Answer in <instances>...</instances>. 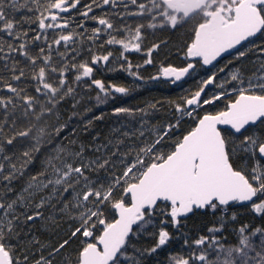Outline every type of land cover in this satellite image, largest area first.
Segmentation results:
<instances>
[{"label":"snow or ice","instance_id":"1","mask_svg":"<svg viewBox=\"0 0 264 264\" xmlns=\"http://www.w3.org/2000/svg\"><path fill=\"white\" fill-rule=\"evenodd\" d=\"M81 3L0 0V264H29V255L24 250L18 253L12 241L19 239L22 226L43 219L42 209L49 206L53 210L49 220L58 211L74 226L69 239L32 264H53L51 257L72 239L80 242L74 264H145L173 239L168 225L178 230L181 219L196 210L220 212V224L210 226L207 235H199L191 243L185 237L184 247L190 254L169 255V264H264V225L251 228L245 223L234 229L233 245L226 246L218 238L230 202L250 205L252 214L264 215V139L245 135L239 144L235 142L248 126L264 123V45H253L259 57L250 74L237 67L218 83L224 72L220 68L200 80L195 91L169 100L174 122L149 128L146 117L157 109V103L135 108L114 104L110 115L118 124L111 129L113 138L92 146L90 157L85 156L83 144L77 149L76 140L55 142L68 122L58 124L53 132L41 123L71 99L74 111L69 121L79 116L87 130L105 114L85 120L92 108L75 111L84 100L83 94L77 98L81 86L84 93L95 91L97 106L141 87L135 83L144 81L140 69L153 63V53L160 47L152 44L144 49L145 29H175L196 21L184 47L185 65H160L149 80L163 78L176 84L190 77L198 64L213 65L222 54L264 33V0H90L82 9ZM21 10L26 15L17 20L15 13ZM95 10L102 15H95ZM76 11L80 23L69 30L76 19L71 13ZM134 19L147 22L125 23ZM89 20L97 25L90 34L85 27ZM102 35L108 39L100 46H119V55L93 52L90 61L77 63L85 39L95 44ZM34 47H38L35 53L31 51ZM250 50L238 51L235 59ZM130 53L146 58L133 65ZM112 61L119 63V69L108 71L126 72L133 78V86L106 84L94 77L98 66L107 67ZM4 73L9 74L7 79ZM71 73L75 75L70 83ZM25 79L28 85L19 87ZM209 87L215 91L205 98ZM221 101L226 102L220 110L198 114L197 110ZM185 118L194 126L174 140L168 152H157ZM137 121L138 127H133ZM220 125L229 126L231 133L222 132ZM146 132L153 136L151 142L146 141ZM45 149L40 171L30 175L17 192L13 182L25 175ZM237 152L252 164L237 167L233 161ZM235 219L233 213L231 220ZM149 227L155 230L148 232ZM142 234L154 242L143 247L130 245L133 237ZM39 243L33 237L28 246ZM46 247L40 244L39 250ZM210 253L215 259H210ZM67 259L73 264L71 257Z\"/></svg>","mask_w":264,"mask_h":264},{"label":"trees","instance_id":"2","mask_svg":"<svg viewBox=\"0 0 264 264\" xmlns=\"http://www.w3.org/2000/svg\"><path fill=\"white\" fill-rule=\"evenodd\" d=\"M22 2V0H21ZM9 11H11L9 9ZM26 15V11L21 10L15 13V18L17 20L21 19L22 16ZM146 23L147 21L140 20H129L125 21V23H130L135 26L136 23ZM196 21L189 20L187 23L181 24L175 29H145L144 39H143V47L147 49L151 47L152 44H159L160 47L157 49V52L153 53L152 65L155 68H142L140 69L141 75L144 77V81H138L135 83L141 84V87L138 89H134L129 93L128 96L123 97L117 95L115 101L109 100L107 104L104 105H96L95 102V91L90 93H84L83 87L77 90L79 98L80 94H83L84 100L78 109H75L77 112H82L85 107L92 108V112L89 113L84 119H92L94 115H99L100 113L105 114V118L101 121H95L91 128L85 130L84 121L81 120L79 116L72 118L69 121V117L71 116L74 109L72 108V100L68 99L67 101L61 103L56 112L53 113L51 117H45L41 122L42 124L48 125V131L53 132L54 128L58 126V124H63L68 122V127L62 132L60 136V140H56V143L67 144L69 140L77 141V149L80 144L85 146V156L90 157L93 155L91 151V147L95 144L105 143L108 139L113 138V134L111 129L114 126H117L118 121L116 117L110 115L111 109L113 105L118 106H130V107H146L151 103H157V109L153 112H150L146 119L149 122V128L155 126H163L167 123L174 122L172 120L173 113L171 111L170 105L167 103L169 100H175L179 97L190 93L191 91H195L198 87V83L200 80L205 79L207 75H210L212 72L218 71L220 68H224V72L219 74L217 82L219 83L225 77H227L228 73L236 69L237 67L243 68L246 74H250L252 70L256 67V61L258 60L259 53L253 48V45L261 46L264 45V33H260L256 38L245 43L238 51H245L246 49H251L247 52V55L239 60L235 59L238 54V51L222 58L219 62H217L213 67L209 69H203L199 64L196 70L190 77H187L182 83L171 86L169 82L159 80L152 81L149 80V77L156 74L159 70L160 65L167 66L168 64L176 65V66H184L186 61L183 56V51L186 43L190 42L191 36V28ZM117 26H119V21H116ZM25 26V25H24ZM34 26V25H33ZM119 38V37H118ZM108 39L107 36L102 35L100 40L95 43H83L80 45L82 51L87 50L90 56L94 53L96 54H104L106 49L112 48L113 46H105L101 47V44ZM92 48V52H89V48ZM38 47H34L31 49L33 53L37 51ZM64 49L61 48V51ZM117 55V54H116ZM140 58V64L143 63V60L146 58L140 53L136 54ZM80 57V56H79ZM116 68L117 66L114 65ZM119 69V68H116ZM8 73H4L5 78H8ZM75 73H71L69 75V82L71 83L72 76ZM94 77L97 79H102L107 84L109 82L116 83L125 86H133L134 80L131 76H128L126 72L123 71H108V68H99V70L95 71ZM28 85L27 79L22 81L18 86L25 87ZM215 89L213 87H209L205 92V98L213 93ZM232 97H229L231 99ZM226 101L218 102L211 106H206L202 110H197L199 115H203L204 111L208 112H216L223 108L224 103ZM57 113L59 114V120H57ZM127 123V121H123ZM139 122L137 121L133 127H138ZM194 126V123L191 119L185 118L178 130L174 131L172 135L168 136L167 139L157 148V152H168L173 147V141L178 137H182L191 127ZM73 129H75V133H73ZM225 134H230L227 130H222ZM245 135H255L264 139V123H258L256 126L248 128L244 133L239 135L236 138V144H239V141L243 139ZM93 137H98L95 141ZM146 141L151 142L153 136L146 132L145 136ZM48 149H45L40 153V155L36 158L33 165L29 166L26 170L25 175L13 182V187L18 192L26 183L29 176L35 174L40 171L41 160L43 159L45 153ZM244 154L242 152H237L233 161L237 167H240L241 164L247 163L249 166L252 164V161L249 159L245 161L243 159ZM101 176L104 173L100 174ZM11 198V197H9ZM55 203V201H53ZM163 203L161 207H163ZM250 205H238L236 203L229 205L228 210L225 216L226 223L224 224V229L221 233L218 234V238L222 239L226 246L233 245L236 243V234L234 229L239 228L242 224H249L251 228H255L257 226L264 225V215L258 217L252 214L250 211ZM43 219L36 220L32 222L30 225L22 226L21 235L18 240H13L12 243L17 247V252L19 253L21 250L26 251L29 255V264H32V261L38 259L41 254L48 256V254L52 251L53 248L57 247L59 243H61L65 239H69L71 235V230L74 226V223L66 216L60 215L57 211L54 219L49 220L48 217L53 214L52 208L45 207L42 209ZM236 214L235 221L231 220L232 214ZM31 214V213H29ZM221 213L216 212L215 214L211 210L206 211H194L190 216L185 219H181L180 228L173 229L171 225H168V230L170 231L173 239L171 242L162 250H160L157 254L152 257H148L145 264H169L168 257L169 255H184L187 256L190 254V249L184 247V239L187 237L189 239V243L192 240L197 238L199 235H207V229L210 226L220 224ZM156 224L159 225V217L156 219ZM20 231V228L17 229ZM155 229L152 227L148 228V232H152ZM35 237L40 243L34 246L29 247L28 241H31L32 238ZM227 237L226 240L223 238ZM154 241L147 237V234H142L137 239L133 237L130 241V245L134 244L137 247L150 246ZM40 244L47 245L45 249L41 252ZM80 246V242L78 239H72L71 242L58 254L54 257H51L53 260V264H68V259L71 257L73 259L76 256V252ZM131 251V247L129 248ZM210 259H215V255L210 253Z\"/></svg>","mask_w":264,"mask_h":264},{"label":"flooded vegetation","instance_id":"3","mask_svg":"<svg viewBox=\"0 0 264 264\" xmlns=\"http://www.w3.org/2000/svg\"><path fill=\"white\" fill-rule=\"evenodd\" d=\"M89 2H90V0H82L81 9L83 7V4H87ZM94 14L97 15V16H100V15H102V11L101 10H95ZM71 16L75 17L76 19H75L74 23L71 25V28L69 30L76 28V25H78L80 23L79 11H76V12L71 13ZM96 26L97 25L95 24V22H93L91 20L87 21L86 22V25H85V27L88 30L89 34L91 33V29L94 28V27H96ZM77 30L78 31H83L82 29H77ZM50 35H51V33H50ZM84 43H89V41H87L85 39ZM108 51H112L113 54H114V57H116V56L119 55L120 49H119V46H113L112 48L106 49L104 51V54L107 53ZM155 52H157V50ZM136 54L137 53H130V54H128L129 60H131V62L133 63V65L140 64V58ZM86 59L89 60V61L91 59V56H90V54H88V52H87V54H86V56L84 57L83 60H86ZM114 65L117 66L116 68H119V63H117L115 61L110 62L107 67L98 66V68H115ZM147 66H149V68H155L152 64L151 65H145L143 68H148Z\"/></svg>","mask_w":264,"mask_h":264},{"label":"water","instance_id":"4","mask_svg":"<svg viewBox=\"0 0 264 264\" xmlns=\"http://www.w3.org/2000/svg\"><path fill=\"white\" fill-rule=\"evenodd\" d=\"M257 36H258V34H257ZM255 38V37H254ZM253 39V38H252ZM246 42H248V41H246ZM246 42H242V45L244 44V43H246ZM241 45H239V46H237V49L240 47ZM237 49H233V50H230L228 53H226V54H222V56L221 57H218L217 58V60L216 61H214L213 62V65L214 64H216L218 61H220L222 58H224V57H226V56H228L229 54H231L232 52H234V51H236ZM213 65H209V66H202L203 67V69H209V68H211ZM187 78V77H186ZM186 78H184L181 82H177L176 84H172L170 81H167V82H169L170 83V85L173 87V86H176V85H178V84H180V83H182ZM160 80H163V81H166L165 79H163V78H161ZM153 81V80H152ZM155 82L156 81H159V80H154ZM259 123V122H258ZM257 123V124H258ZM256 124V125H257ZM256 125H254V126H256ZM220 128H221V130H227V131H229L230 133H231V129H230V127L229 126H226V125H220L219 126ZM250 127H253V126H248L247 128H246V130L248 129V128H250ZM246 130H243L242 131V133H244ZM241 135V134H240ZM234 203H236V204H238V205H240V206H242V205H247V204H241V203H238V202H230V205H232V204H234ZM196 211H201V212H203V211H205V210H196ZM192 214V213H191ZM191 214H189L188 216H190ZM188 216H186L185 218H187ZM185 218H182V219H185ZM36 220H39V219H36Z\"/></svg>","mask_w":264,"mask_h":264},{"label":"bare ground","instance_id":"5","mask_svg":"<svg viewBox=\"0 0 264 264\" xmlns=\"http://www.w3.org/2000/svg\"><path fill=\"white\" fill-rule=\"evenodd\" d=\"M24 27L27 28L28 25H25ZM32 27L34 28L35 25H34V26L32 25ZM246 43H247V42H246ZM244 44H245V43H244ZM244 44H243V45H244ZM243 45H241L236 51L232 52L231 54L237 52V51H238ZM37 50H38V48H37ZM87 52H88L87 50H83V51L81 52V55H80L79 59L77 60V63H79L80 61H83V59H84V57L86 56ZM231 54H229V55H231ZM218 62H219V61H218ZM214 65H215V64H214ZM214 65H213V66H214ZM200 66H201V65H200ZM213 66H212V67H213ZM201 67H202V66H201ZM202 68H203V67H202ZM35 221H36V220H35Z\"/></svg>","mask_w":264,"mask_h":264}]
</instances>
